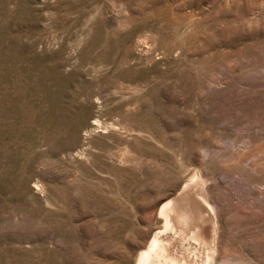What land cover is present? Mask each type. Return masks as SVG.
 I'll list each match as a JSON object with an SVG mask.
<instances>
[{"label": "rangeland", "instance_id": "1", "mask_svg": "<svg viewBox=\"0 0 264 264\" xmlns=\"http://www.w3.org/2000/svg\"><path fill=\"white\" fill-rule=\"evenodd\" d=\"M154 235L264 264V0H0V264Z\"/></svg>", "mask_w": 264, "mask_h": 264}, {"label": "bare ground", "instance_id": "2", "mask_svg": "<svg viewBox=\"0 0 264 264\" xmlns=\"http://www.w3.org/2000/svg\"><path fill=\"white\" fill-rule=\"evenodd\" d=\"M165 206L163 205L161 208V214L164 217V227L171 229V224L167 217L168 208H166L167 206ZM166 250H168V248L163 246L156 237V235H154L148 247L140 252L136 264H164L166 260H169L173 264L174 258L171 257V255L169 256ZM160 259H162V261Z\"/></svg>", "mask_w": 264, "mask_h": 264}]
</instances>
